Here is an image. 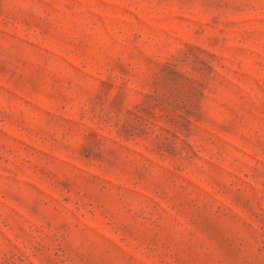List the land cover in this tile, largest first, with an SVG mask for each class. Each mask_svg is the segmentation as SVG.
Segmentation results:
<instances>
[{
	"label": "rangeland",
	"instance_id": "374dc122",
	"mask_svg": "<svg viewBox=\"0 0 264 264\" xmlns=\"http://www.w3.org/2000/svg\"><path fill=\"white\" fill-rule=\"evenodd\" d=\"M0 264H264V0H0Z\"/></svg>",
	"mask_w": 264,
	"mask_h": 264
}]
</instances>
